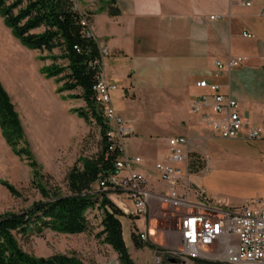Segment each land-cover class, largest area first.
Segmentation results:
<instances>
[{
  "label": "crops",
  "instance_id": "obj_1",
  "mask_svg": "<svg viewBox=\"0 0 264 264\" xmlns=\"http://www.w3.org/2000/svg\"><path fill=\"white\" fill-rule=\"evenodd\" d=\"M74 1L106 51L103 76L116 86L110 103L133 128L124 139L123 155L141 159L134 169L146 177L149 188L165 187L148 161L150 154L155 162L167 159L168 138L185 137L192 151L196 140L217 136L203 120L208 107L192 111L193 99L205 92L197 81L217 83L238 102L241 115L264 123V0H252L249 6L240 0ZM235 57L242 62L234 68L216 66ZM135 144L142 156L130 154L129 146ZM110 194L124 213L119 219L129 249L130 228H138L140 219L130 218L133 205L123 193Z\"/></svg>",
  "mask_w": 264,
  "mask_h": 264
},
{
  "label": "rangeland",
  "instance_id": "obj_2",
  "mask_svg": "<svg viewBox=\"0 0 264 264\" xmlns=\"http://www.w3.org/2000/svg\"><path fill=\"white\" fill-rule=\"evenodd\" d=\"M0 36V82L18 114L24 141L40 166L42 181L65 190V177L74 162L79 157H94L99 152V127L74 111L85 106L81 99L70 97L74 92H58L61 83L44 75L42 67L50 64L46 52L22 46L1 17ZM0 136V214L23 211L41 199L33 184L36 178L27 159L12 152L1 130ZM20 147L22 144L17 149ZM129 148L130 154L142 156L138 145ZM192 149L189 167L194 187L203 190L204 197L212 203L222 207H240L263 193L264 141L215 136L208 141L196 140ZM149 158L148 162L154 165L155 154H150ZM2 181L11 184L17 194L10 193ZM110 193L120 194V191ZM110 196L112 201L116 199V195ZM123 196L128 198L125 194ZM198 200L202 201V198ZM130 211L132 220L140 219L139 227L134 229L131 226L130 231L145 233L147 236L142 239L143 243L161 248L159 251L146 246L136 248L131 242L128 252L134 263L168 264L169 252L180 244L177 213L157 204H152L140 217L135 214L134 207L131 206ZM100 215L96 208L87 211L92 227L89 232L71 235L44 229L21 239L20 244L25 251L37 257L74 253L84 264H120L117 254L97 235L101 229ZM185 263L201 264L196 261Z\"/></svg>",
  "mask_w": 264,
  "mask_h": 264
},
{
  "label": "trees",
  "instance_id": "obj_3",
  "mask_svg": "<svg viewBox=\"0 0 264 264\" xmlns=\"http://www.w3.org/2000/svg\"><path fill=\"white\" fill-rule=\"evenodd\" d=\"M115 14V13H111ZM3 24L19 43L30 50L46 52L50 64L42 67L47 78L61 83L58 92H74L85 106L74 111L86 121L94 122L100 131V150L94 157H79L65 177V190L42 181L40 166L26 141L10 96L0 82V130L5 142L17 156H24L36 178L34 187L41 199L28 209L0 214V264H84L74 253H55L37 257L25 251L20 240L48 229L63 234L89 232L92 227L87 211H100V231L103 243L117 254L120 264H135L123 239L119 217L123 211L108 197L109 190L97 188V182L116 172L117 150H109L108 126L96 101L95 85L102 73L103 50L90 32L88 16L78 10L74 0H0ZM22 144V147H17ZM1 184L12 194L13 186ZM134 229L136 226H133ZM133 230L131 242L161 250L155 244L143 243ZM201 264H221L196 261Z\"/></svg>",
  "mask_w": 264,
  "mask_h": 264
},
{
  "label": "built area",
  "instance_id": "obj_4",
  "mask_svg": "<svg viewBox=\"0 0 264 264\" xmlns=\"http://www.w3.org/2000/svg\"><path fill=\"white\" fill-rule=\"evenodd\" d=\"M251 2L240 0L246 6ZM243 35L250 37L246 32ZM262 60L264 62V57ZM241 62V57H235L224 64L216 62V66L231 69ZM195 85L205 92L193 99L192 111L198 113L208 107L203 120L217 137L248 141L264 139V123H252L241 115L238 102L229 94L222 93L217 83L201 79ZM94 89L101 115L108 126V148L119 152L114 162L116 172L100 179L96 187L125 194L138 217L145 215L152 204L177 213L180 244L170 254L180 262L203 260L222 264H264V191L256 199L235 208L222 207L206 199L203 190L194 187L189 167V143L183 136L168 138L167 159L154 164L157 179L165 187L156 191L149 188L146 177L134 169L141 159L123 155L124 139L133 133V128L110 103V92L116 86L108 83L102 72ZM137 234L140 239L147 236L143 232ZM148 234L150 236V232Z\"/></svg>",
  "mask_w": 264,
  "mask_h": 264
},
{
  "label": "bare ground",
  "instance_id": "obj_5",
  "mask_svg": "<svg viewBox=\"0 0 264 264\" xmlns=\"http://www.w3.org/2000/svg\"><path fill=\"white\" fill-rule=\"evenodd\" d=\"M1 37V36H0ZM1 43V42H0ZM21 60V59H20ZM21 66V65H20ZM254 141V140H253ZM190 152V151H189ZM193 176V174H192ZM192 180L194 181L193 177H192ZM194 186H195V181H194ZM111 192V191H110ZM241 207V206H240ZM151 233H154L153 230H151ZM170 253V252H169ZM171 258H167L168 259H174L176 261L177 264H186L185 262H180L177 258L173 257L172 255H170ZM194 261H198V260H194ZM200 261H203V260H200ZM180 262V263H178ZM188 262V261H187ZM211 262H214V261H211ZM117 264V263H115ZM222 264V263H221Z\"/></svg>",
  "mask_w": 264,
  "mask_h": 264
},
{
  "label": "water",
  "instance_id": "obj_6",
  "mask_svg": "<svg viewBox=\"0 0 264 264\" xmlns=\"http://www.w3.org/2000/svg\"><path fill=\"white\" fill-rule=\"evenodd\" d=\"M168 264H177L174 259H168Z\"/></svg>",
  "mask_w": 264,
  "mask_h": 264
}]
</instances>
